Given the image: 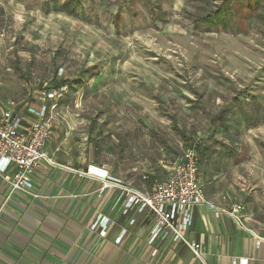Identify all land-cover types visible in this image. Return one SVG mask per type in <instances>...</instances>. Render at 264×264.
Masks as SVG:
<instances>
[{
  "label": "rangeland",
  "instance_id": "1",
  "mask_svg": "<svg viewBox=\"0 0 264 264\" xmlns=\"http://www.w3.org/2000/svg\"><path fill=\"white\" fill-rule=\"evenodd\" d=\"M80 1L68 14L64 0H0V112L25 115L39 91L84 73L57 101L47 154L81 176L105 165L121 181L107 187L127 201L160 181L150 172L165 170V179L163 164L187 141H211L209 120L232 107L239 154L249 158L240 184L255 185L250 210L263 219L264 124L249 122L264 108V0ZM216 9L227 12L226 26L200 19Z\"/></svg>",
  "mask_w": 264,
  "mask_h": 264
},
{
  "label": "crops",
  "instance_id": "2",
  "mask_svg": "<svg viewBox=\"0 0 264 264\" xmlns=\"http://www.w3.org/2000/svg\"><path fill=\"white\" fill-rule=\"evenodd\" d=\"M225 107L209 120L212 140L200 141L198 171L206 202L193 206L187 230L189 239L201 243L204 262L172 237L151 241V210L137 203L126 208V201L118 200L119 189H102L99 179L81 176L82 169L70 160L68 166L55 160V165L43 162L33 176L38 196L11 192L9 174H0V264H240L241 258L264 264V241L258 245L255 235L264 238V218L250 210L248 197L256 187L240 184L239 163L249 165V158L239 154L241 125L235 110ZM249 123L264 124V108ZM46 151L53 157L50 142ZM163 167L167 177L170 166ZM163 171L150 172L151 178L163 180ZM237 203L245 207L244 227L230 214Z\"/></svg>",
  "mask_w": 264,
  "mask_h": 264
},
{
  "label": "built area",
  "instance_id": "3",
  "mask_svg": "<svg viewBox=\"0 0 264 264\" xmlns=\"http://www.w3.org/2000/svg\"><path fill=\"white\" fill-rule=\"evenodd\" d=\"M67 88L68 85L63 84L42 89L38 93L37 104L29 106L25 115L11 108L0 112V174H9L7 180L11 192L38 196L33 192V176L43 162L55 164L45 151V146L52 131L57 101ZM199 145V138L187 141L183 153L170 167L168 176L153 183L143 193L132 189L126 208L139 203L140 209L148 208L156 215L151 241L158 237H172L185 244L197 259L204 262L201 243L187 237V230L193 221V206L206 202L198 171ZM85 174L101 180L103 187L109 185V180L120 187L118 178L94 164L87 167ZM244 209L243 204L237 203L230 214L241 223ZM103 224L107 223L103 221ZM102 232L106 233L105 230ZM255 235L258 245L264 241V238ZM240 264H246L245 259L241 258Z\"/></svg>",
  "mask_w": 264,
  "mask_h": 264
},
{
  "label": "trees",
  "instance_id": "4",
  "mask_svg": "<svg viewBox=\"0 0 264 264\" xmlns=\"http://www.w3.org/2000/svg\"><path fill=\"white\" fill-rule=\"evenodd\" d=\"M52 2H58L59 0H51ZM249 2L253 3L254 5H258L260 0H248ZM81 6V1L80 0H64L62 4V10L68 14H75L78 7ZM231 10L228 12L230 13ZM200 19H202L203 23L206 25H211L216 28H219L221 26H226L228 17H227V12L224 9H216L212 10L209 14H206L204 16H201ZM201 21V22H202ZM84 76V73H82L78 78H75V80H69V79H64L61 81V83L52 85L48 88H54V87H59L63 84L70 85L71 87H79L82 86L86 79ZM75 85V86H74Z\"/></svg>",
  "mask_w": 264,
  "mask_h": 264
}]
</instances>
